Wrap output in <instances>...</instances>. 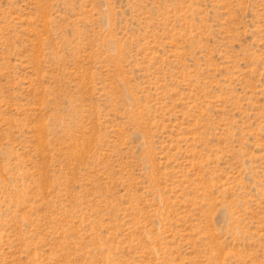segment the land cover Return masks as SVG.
<instances>
[{
	"label": "rangeland",
	"instance_id": "374dc122",
	"mask_svg": "<svg viewBox=\"0 0 264 264\" xmlns=\"http://www.w3.org/2000/svg\"><path fill=\"white\" fill-rule=\"evenodd\" d=\"M0 264H264V0H0Z\"/></svg>",
	"mask_w": 264,
	"mask_h": 264
}]
</instances>
